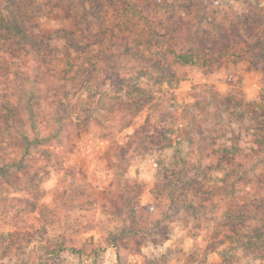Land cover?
Wrapping results in <instances>:
<instances>
[{
  "label": "clouds",
  "instance_id": "9594fccd",
  "mask_svg": "<svg viewBox=\"0 0 264 264\" xmlns=\"http://www.w3.org/2000/svg\"><path fill=\"white\" fill-rule=\"evenodd\" d=\"M0 264H264V0H0Z\"/></svg>",
  "mask_w": 264,
  "mask_h": 264
}]
</instances>
